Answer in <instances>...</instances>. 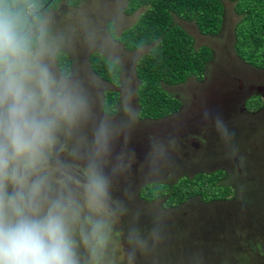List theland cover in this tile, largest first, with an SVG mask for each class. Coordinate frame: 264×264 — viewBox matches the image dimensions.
Wrapping results in <instances>:
<instances>
[{
  "label": "clouds",
  "instance_id": "obj_1",
  "mask_svg": "<svg viewBox=\"0 0 264 264\" xmlns=\"http://www.w3.org/2000/svg\"><path fill=\"white\" fill-rule=\"evenodd\" d=\"M64 46L38 0H0V264H136L167 222L159 210L148 231L124 227L136 113L99 114L95 83L60 68ZM201 118L232 143L218 113ZM175 147L152 138L140 164L164 171Z\"/></svg>",
  "mask_w": 264,
  "mask_h": 264
},
{
  "label": "rangeland",
  "instance_id": "obj_2",
  "mask_svg": "<svg viewBox=\"0 0 264 264\" xmlns=\"http://www.w3.org/2000/svg\"><path fill=\"white\" fill-rule=\"evenodd\" d=\"M224 4V27L215 36L199 34L193 22L184 23L195 38V45L210 46L216 56L208 66V81H197L191 76L172 87L164 84L171 95L184 98L186 106L179 115L157 120L139 116L136 90L140 82L134 64L141 55L127 53L126 43L120 40L123 33L130 32L128 29L139 20L145 7L127 16L124 13L129 11L128 0H82L75 7L66 1L56 10L45 11L53 29L64 38V53H69L72 60L73 70L69 73L95 83L93 99L97 112L119 118L127 105L136 113L127 147L134 150L137 162L127 180L121 182V188L127 187L130 195L128 215L123 218L125 228L135 225L144 231L151 229L152 216L161 203L141 199V190L148 184L173 185L182 177L220 168L229 169L231 179L237 183L251 165L253 172L246 175L248 180L264 178V106H252L251 110L243 105L252 97L264 102V67L257 68L251 65L253 61L248 59L246 63L239 57L235 28L244 13L236 10L232 0H225ZM102 54L123 66L120 87V80L114 82L116 88L93 65L99 64ZM68 59H59L61 69L67 71ZM110 88L123 90L121 104L104 113L105 94L109 96ZM205 109L218 113L234 132L230 145L223 144L214 130L206 134L203 128L207 122L201 118ZM169 137L176 139L171 165L164 171L142 166L140 161L149 150L151 139ZM241 187L244 194L251 191L249 200L235 201L230 207L223 202L209 207L195 199L188 211L166 222L162 239L147 254L138 255L136 264H264V209L256 204L261 194L254 185ZM117 195L122 192L117 191Z\"/></svg>",
  "mask_w": 264,
  "mask_h": 264
},
{
  "label": "trees",
  "instance_id": "obj_3",
  "mask_svg": "<svg viewBox=\"0 0 264 264\" xmlns=\"http://www.w3.org/2000/svg\"><path fill=\"white\" fill-rule=\"evenodd\" d=\"M47 1L38 0L39 9ZM59 1L61 0H54L47 8L56 7ZM66 1L70 6H77L82 0ZM232 1L235 2L236 10L244 13L235 28L236 51L244 62L248 63L249 59L254 63L252 66L261 69L264 67V0ZM141 7H145V10L139 20L128 29L129 33L121 35L120 40L126 43L128 50L147 49L143 55L136 58L138 61L135 69L140 82L136 97L139 116L158 119L177 110L181 104L174 94L171 95L165 89L164 84L184 82L192 75L196 79L202 78L208 61L212 58L214 60L216 56L210 46L195 45V38L184 23H195L200 33L205 36L216 35L222 28L224 4L222 0H128L127 12ZM63 56L69 58L67 72L72 71L71 58L66 53ZM102 56L99 64L93 65L98 67L102 77H108L107 80L117 83L121 71L119 64L116 60L103 54ZM108 92L109 96H105L104 113L114 111V104L118 100L115 91ZM114 92L117 96H114ZM261 105L264 106V102H261L259 97L246 103L248 109ZM252 172L251 165L250 171L237 183L231 179L229 169L223 168L215 172H199L195 177H182L173 185L151 183L141 190V199L147 203H161L159 210L166 213L167 221H174L184 210L188 211L190 203L195 199L209 204V207L212 203L219 202L228 204V207L238 200L245 202L249 200L248 194H251V191L244 194L241 185H254L261 194L256 204L264 209V178L250 182L246 175ZM197 205L200 206L199 203Z\"/></svg>",
  "mask_w": 264,
  "mask_h": 264
},
{
  "label": "flooded vegetation",
  "instance_id": "obj_4",
  "mask_svg": "<svg viewBox=\"0 0 264 264\" xmlns=\"http://www.w3.org/2000/svg\"><path fill=\"white\" fill-rule=\"evenodd\" d=\"M54 0H48L45 4H44V6L42 7V8H40L39 9V11L44 15L45 14V11H47V10H49L47 7H49L51 4H52V2H53ZM63 2H66V0H61V1H59L58 3H57V6L56 7H51L50 9H53V10H56V9H58V7L60 6V4L61 3H63ZM222 2H223V4L225 3V0H222ZM67 5H68V3H67ZM70 6V5H69ZM71 7H75V6H71ZM135 11H137V10H135ZM135 11H133V13H135ZM224 12H225V4H224ZM224 12H223V14H222V28L219 30V32L218 33H220L221 31H222V29H223V27H224V17H225V15H224ZM125 15H132V13H128V12H125L124 13ZM114 26H116V22H114ZM198 33L199 34H201L200 33V30H198ZM217 33V34H218ZM203 34V33H202ZM216 34V35H217ZM204 35V34H203ZM213 36H215V35H213ZM120 43V42H119ZM123 46V45H122ZM123 48H124V46H123ZM125 49V48H124ZM125 51L127 52V53H134V52H137L138 53V55L140 54V55H143L146 51H147V49H141V48H138V49H136V50H127V49H125ZM66 53V52H65ZM66 54H68L69 55V53H66ZM213 54L215 55V51H213ZM70 57V56H69ZM136 61V60H135ZM212 61H213V58L210 60V61H208V63H207V67H206V69L204 70V76L202 77V78H200V79H196L197 81H203L204 79H207V81L209 80L208 78H207V71H208V65L210 64V63H212ZM117 62V64H119V66H120V68H121V71H120V84H119V86L118 87H120L121 85H123V82L121 81L122 80V72H124V68H123V66L121 65V63L119 62V61H116ZM136 63V62H135ZM135 66H136V64H134ZM135 68V67H134ZM135 72H136V69H135ZM193 76V75H192ZM136 77H137V73H136ZM191 77V76H190ZM194 78H195V76H194ZM111 82V81H110ZM185 82V81H184ZM184 82H179V83H175V84H166V87H172V86H174V85H178V84H182V83H184ZM113 83V82H112ZM203 84H205V83H203ZM113 86H115V84L113 83ZM116 88H117V86H115ZM108 91H115L116 93H117V95H118V100H117V102L114 104V107H118L119 106V104H121V97H122V92H123V90L122 89H117V90H113V89H109ZM168 91V90H167ZM223 91H225V90H223ZM107 93V92H106ZM223 93H225V92H223ZM225 95L226 94H224V95H222V96H220V98H224L225 97ZM105 96H106V94H105ZM174 96L179 100V101H181V104H180V106H179V108L177 109V110H174V111H172L170 114H168V115H166V116H163V117H161V118H166V117H171V116H173L175 113V115H179V113L182 111V109H184V107L186 106V102H185V100H184V98H181L179 95H177V94H174ZM219 97V96H218ZM227 97H229L228 95H227ZM250 100V99H249ZM251 100H254V98L252 97L251 98ZM223 103H224V101H223ZM243 105L245 106L246 104L243 102ZM246 108H247V106H246ZM251 109V108H250ZM116 110V109H115ZM252 110V109H251ZM223 111V110H222ZM251 112H253V111H251ZM161 118H158V119H161ZM141 119V118H140ZM144 120H145V118H144ZM146 120H157V119H146ZM205 131H206V134H212V128L209 126V124L208 123H205V127L203 128ZM203 168V170L205 169V167H202ZM224 170H225V168H223ZM206 172V171H205Z\"/></svg>",
  "mask_w": 264,
  "mask_h": 264
}]
</instances>
